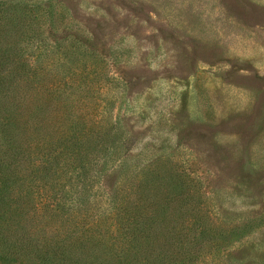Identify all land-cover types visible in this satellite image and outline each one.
Listing matches in <instances>:
<instances>
[{"label": "rangeland", "instance_id": "374dc122", "mask_svg": "<svg viewBox=\"0 0 264 264\" xmlns=\"http://www.w3.org/2000/svg\"><path fill=\"white\" fill-rule=\"evenodd\" d=\"M2 123L0 264H264V0H0Z\"/></svg>", "mask_w": 264, "mask_h": 264}, {"label": "trees", "instance_id": "16d2710c", "mask_svg": "<svg viewBox=\"0 0 264 264\" xmlns=\"http://www.w3.org/2000/svg\"><path fill=\"white\" fill-rule=\"evenodd\" d=\"M38 106V105H37ZM25 122V120H24ZM4 125V127L1 128L0 130V133H2L4 131V128H6V124L5 123H2ZM16 132V131H15ZM20 128L18 129L17 133H15L17 136L19 135L20 136ZM13 135L11 138H9V136L7 137V135H1V140L2 142H0V144H4L6 143L8 148H9V154H10V164H8L9 166L13 165V166H18V161L21 159V156L20 154L23 153V154H26V152H22L21 150V146L19 144V146H16V142L18 140V138L16 137V135ZM11 136V135H10ZM19 158V159H18ZM10 173V172H9ZM2 174L0 175V186L1 185H5L4 184V180L2 179ZM156 180L152 181L151 182V179H150V182H144V184H142L140 187L137 188V190H135V192L137 193L138 191H141L144 193V196L146 198H149L150 200H152L154 197H155V186H156ZM6 183V182H5ZM150 183H152V185H149ZM141 189V190H140ZM138 194H136V197H137ZM148 211H152V209L148 210ZM18 226V224H17ZM151 228H148L147 229V232L143 229L140 230V232L138 231V234L140 235L141 238H146V241H149V235H151V231H150ZM136 237L137 239H139V236H137L136 234ZM136 239V240H137ZM189 239V240H188ZM192 239V238H191ZM187 233H182L181 232H178L176 233V235H174L172 237V240L171 238L168 240V241H165V250L162 252L159 251H156L154 249V246H148L146 245V247H143V251L146 252V255L145 257L141 260V261H137L138 263H132V264H185V259L187 256V260H189L190 258V255H191V252H195L194 251H191V250H188L187 251V247L189 245H195V242H193V240H191ZM179 243V245H182L184 246L185 248L183 250H180L181 247L177 248L176 247V243ZM152 244V243H151ZM190 247V246H189ZM109 264V263H108ZM117 264H121V263H117ZM125 264H130L128 262H126Z\"/></svg>", "mask_w": 264, "mask_h": 264}]
</instances>
